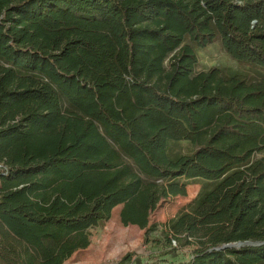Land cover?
Returning a JSON list of instances; mask_svg holds the SVG:
<instances>
[{
    "label": "trees",
    "instance_id": "1",
    "mask_svg": "<svg viewBox=\"0 0 264 264\" xmlns=\"http://www.w3.org/2000/svg\"><path fill=\"white\" fill-rule=\"evenodd\" d=\"M216 43L264 71V0H0V264H64L118 206L156 231L193 183L156 241L264 264V76L197 72Z\"/></svg>",
    "mask_w": 264,
    "mask_h": 264
},
{
    "label": "rangeland",
    "instance_id": "2",
    "mask_svg": "<svg viewBox=\"0 0 264 264\" xmlns=\"http://www.w3.org/2000/svg\"><path fill=\"white\" fill-rule=\"evenodd\" d=\"M197 72L218 68L226 77L241 74L252 80L264 76V71L251 68L232 60L219 43L198 50ZM175 155L189 153L192 148L186 142L171 144ZM1 168V167H0ZM1 187V181H0ZM201 186L191 184L188 196L162 201L151 214V223L158 225L156 231L146 232L137 226H124L120 220L122 206L116 207L109 221L100 223L89 230L90 246L75 252L64 264H120L124 257L131 255L134 264H181L193 258L195 246L182 247L177 243H159L162 240L164 224L188 209L197 197Z\"/></svg>",
    "mask_w": 264,
    "mask_h": 264
},
{
    "label": "water",
    "instance_id": "3",
    "mask_svg": "<svg viewBox=\"0 0 264 264\" xmlns=\"http://www.w3.org/2000/svg\"><path fill=\"white\" fill-rule=\"evenodd\" d=\"M258 245H259V243H257V242H244V243L239 242L237 244L223 246L220 249H225V248L240 249V248L245 247V246H258Z\"/></svg>",
    "mask_w": 264,
    "mask_h": 264
}]
</instances>
